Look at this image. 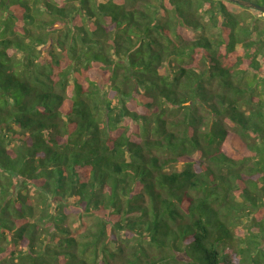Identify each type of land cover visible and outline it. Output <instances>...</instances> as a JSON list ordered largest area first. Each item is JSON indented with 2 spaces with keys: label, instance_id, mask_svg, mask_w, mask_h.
Masks as SVG:
<instances>
[{
  "label": "trees",
  "instance_id": "trees-1",
  "mask_svg": "<svg viewBox=\"0 0 264 264\" xmlns=\"http://www.w3.org/2000/svg\"><path fill=\"white\" fill-rule=\"evenodd\" d=\"M0 264H264V13L0 0Z\"/></svg>",
  "mask_w": 264,
  "mask_h": 264
},
{
  "label": "water",
  "instance_id": "water-1",
  "mask_svg": "<svg viewBox=\"0 0 264 264\" xmlns=\"http://www.w3.org/2000/svg\"><path fill=\"white\" fill-rule=\"evenodd\" d=\"M225 1L235 3V4L242 6V7H245V8L256 9V10L264 13V5L258 4L254 1H251V0H225Z\"/></svg>",
  "mask_w": 264,
  "mask_h": 264
},
{
  "label": "rangeland",
  "instance_id": "rangeland-1",
  "mask_svg": "<svg viewBox=\"0 0 264 264\" xmlns=\"http://www.w3.org/2000/svg\"><path fill=\"white\" fill-rule=\"evenodd\" d=\"M254 2H256V1H254ZM256 3L261 4L262 2H261V1L259 2V1H258V2H256ZM261 5H262V4H261ZM176 168H177V169H180V166H177ZM234 232H235V233L237 232V234L241 233V231L238 230V229H236ZM225 248H226V253L229 255V253H230L229 249H228L227 247H225Z\"/></svg>",
  "mask_w": 264,
  "mask_h": 264
}]
</instances>
